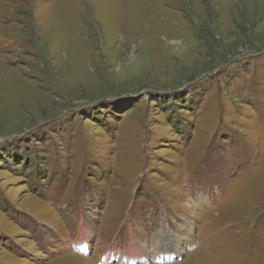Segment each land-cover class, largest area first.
Returning a JSON list of instances; mask_svg holds the SVG:
<instances>
[{
  "label": "rangeland",
  "instance_id": "obj_1",
  "mask_svg": "<svg viewBox=\"0 0 264 264\" xmlns=\"http://www.w3.org/2000/svg\"><path fill=\"white\" fill-rule=\"evenodd\" d=\"M0 264H264V0H0Z\"/></svg>",
  "mask_w": 264,
  "mask_h": 264
},
{
  "label": "bare ground",
  "instance_id": "obj_2",
  "mask_svg": "<svg viewBox=\"0 0 264 264\" xmlns=\"http://www.w3.org/2000/svg\"><path fill=\"white\" fill-rule=\"evenodd\" d=\"M168 233H170V231L168 229H166ZM147 247V246H146ZM156 253V252H155Z\"/></svg>",
  "mask_w": 264,
  "mask_h": 264
}]
</instances>
